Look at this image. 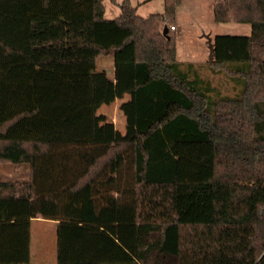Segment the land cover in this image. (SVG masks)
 Returning a JSON list of instances; mask_svg holds the SVG:
<instances>
[{"label":"trees","instance_id":"16d2710c","mask_svg":"<svg viewBox=\"0 0 264 264\" xmlns=\"http://www.w3.org/2000/svg\"><path fill=\"white\" fill-rule=\"evenodd\" d=\"M163 6L0 0V162L28 165L0 181V264H30L38 215L58 220L56 264H264V0H213L214 20L250 25L209 41L208 69L239 85L214 97ZM127 46L121 131L95 68Z\"/></svg>","mask_w":264,"mask_h":264},{"label":"rangeland","instance_id":"374dc122","mask_svg":"<svg viewBox=\"0 0 264 264\" xmlns=\"http://www.w3.org/2000/svg\"><path fill=\"white\" fill-rule=\"evenodd\" d=\"M121 1L103 0L104 17L117 16L120 12L119 3ZM131 2L136 5V11L142 17L150 13L162 12L164 8L163 0H131ZM212 8L213 0H175L173 20L175 28L171 30V33L174 34L176 42V57L182 60L183 66L189 60L200 63L198 74L209 83L212 97L217 94L232 95L239 88L238 83L224 74L213 73L207 68V60L210 56L209 41L215 34H247L250 25L247 22L216 21ZM131 58L132 49L127 46L111 55L99 56L96 60L97 113L105 114L121 131L125 129V120L119 105L129 96L125 95L120 99L116 92L124 82L122 64ZM27 177V163L0 162V181L26 179ZM100 197H102V192L97 193L95 199L99 200ZM56 231L57 225L54 221L45 218L32 221L30 264H55ZM151 262L152 258H149L147 264ZM163 264H177V257L169 254Z\"/></svg>","mask_w":264,"mask_h":264},{"label":"crops","instance_id":"0c3cea01","mask_svg":"<svg viewBox=\"0 0 264 264\" xmlns=\"http://www.w3.org/2000/svg\"><path fill=\"white\" fill-rule=\"evenodd\" d=\"M130 2H131V0H129ZM131 4H132V2H131ZM133 5V4H132ZM134 6H136V5H134ZM212 10H213V8H212ZM175 27H174V24H173V28L172 29H174ZM250 31V30H249ZM208 50V49H207ZM177 52V51H176ZM208 53L210 54V50L208 51ZM210 57V56H209ZM209 59V58H208ZM178 61H180V62H182V60H179L178 59ZM188 62H191V63H193V66L195 67V69H197V72H198V66L200 65V63H198V61H195V60H189ZM183 63V62H182ZM208 68V67H207ZM125 95H128V94H124V96L123 97H125ZM129 96V95H128ZM123 97H121V98H123ZM119 98V97H118ZM120 98V99H121ZM40 218H45V219H47V220H50V221H54V223H56V225H57V223H58V220L57 219H52V218H46V217H43V216H41V215H38V216H32L31 218H30V242H29V254H30V250H31V246H32V235H31V223H32V221H34L35 219L36 220H38V219H40ZM55 264H56V262H55Z\"/></svg>","mask_w":264,"mask_h":264},{"label":"water","instance_id":"95a60500","mask_svg":"<svg viewBox=\"0 0 264 264\" xmlns=\"http://www.w3.org/2000/svg\"><path fill=\"white\" fill-rule=\"evenodd\" d=\"M162 33L165 34L168 37V34H167V26L166 25L163 26Z\"/></svg>","mask_w":264,"mask_h":264},{"label":"built area","instance_id":"2783aa9c","mask_svg":"<svg viewBox=\"0 0 264 264\" xmlns=\"http://www.w3.org/2000/svg\"><path fill=\"white\" fill-rule=\"evenodd\" d=\"M170 28H173V25H170Z\"/></svg>","mask_w":264,"mask_h":264}]
</instances>
